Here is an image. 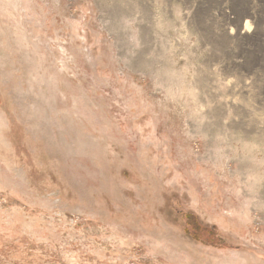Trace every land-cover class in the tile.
<instances>
[{
  "label": "rangeland",
  "instance_id": "374dc122",
  "mask_svg": "<svg viewBox=\"0 0 264 264\" xmlns=\"http://www.w3.org/2000/svg\"><path fill=\"white\" fill-rule=\"evenodd\" d=\"M205 17L0 0V264H264V43Z\"/></svg>",
  "mask_w": 264,
  "mask_h": 264
},
{
  "label": "built area",
  "instance_id": "2783aa9c",
  "mask_svg": "<svg viewBox=\"0 0 264 264\" xmlns=\"http://www.w3.org/2000/svg\"><path fill=\"white\" fill-rule=\"evenodd\" d=\"M189 6L203 10L207 22L218 24L230 38H236L243 52L251 48L255 56H260L258 45L264 43V0H189Z\"/></svg>",
  "mask_w": 264,
  "mask_h": 264
},
{
  "label": "bare ground",
  "instance_id": "6f19581e",
  "mask_svg": "<svg viewBox=\"0 0 264 264\" xmlns=\"http://www.w3.org/2000/svg\"><path fill=\"white\" fill-rule=\"evenodd\" d=\"M248 24V23H247Z\"/></svg>",
  "mask_w": 264,
  "mask_h": 264
}]
</instances>
